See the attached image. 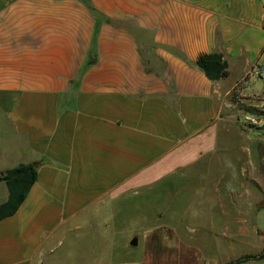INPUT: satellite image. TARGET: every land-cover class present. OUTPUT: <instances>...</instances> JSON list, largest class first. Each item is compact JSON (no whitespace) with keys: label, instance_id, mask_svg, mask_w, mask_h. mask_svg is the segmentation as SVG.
Masks as SVG:
<instances>
[{"label":"crops","instance_id":"1","mask_svg":"<svg viewBox=\"0 0 264 264\" xmlns=\"http://www.w3.org/2000/svg\"><path fill=\"white\" fill-rule=\"evenodd\" d=\"M258 66L264 0H0V173L36 165L0 264H264Z\"/></svg>","mask_w":264,"mask_h":264},{"label":"trees","instance_id":"2","mask_svg":"<svg viewBox=\"0 0 264 264\" xmlns=\"http://www.w3.org/2000/svg\"><path fill=\"white\" fill-rule=\"evenodd\" d=\"M86 3V0H84ZM196 66L201 69L210 80H218L227 76L226 64L221 55L211 54L201 57ZM35 164H20L8 170L3 180L8 187V200L0 206V220L11 216L25 199L29 188L36 179Z\"/></svg>","mask_w":264,"mask_h":264},{"label":"rangeland","instance_id":"3","mask_svg":"<svg viewBox=\"0 0 264 264\" xmlns=\"http://www.w3.org/2000/svg\"><path fill=\"white\" fill-rule=\"evenodd\" d=\"M255 69H258V71L260 73H262V75H263V76H261L260 73H259V75H253L256 79H258V81L256 83L257 84L256 88L258 90H261V89L264 88V69H263V67H260V66H258ZM263 98H264V93L260 94L258 97L257 96L252 97L253 100H258V101L262 100ZM0 112H2L1 108H0ZM0 115H1V113H0ZM241 116H242L244 124H248V127L261 128L264 125V109L263 108H258L257 110H255V111H253L252 113H249V114L242 113ZM246 118H250V119L254 120L256 122V124H255V122H251V121L246 120ZM3 119H4L3 117H0V165H1V163L8 164V163H11V162H18L19 160H22V157H20V159H19V158H12L11 156L7 155L6 150H5L6 146H7L6 143L4 144V147H1L2 146L1 143H4V139H2V138L5 136V134L2 133L3 129L1 128V126L6 125V124L2 125L1 120H3ZM249 123H251V125ZM7 171H4V172L0 173V178L3 179L4 175H5V173ZM167 184H169V183H167ZM177 190H180V188H177V183L173 182L172 192L174 194H176ZM7 192H8V188H7L6 182L5 181H1L0 182V204L4 203L6 201V199L8 198L7 197ZM170 194H171V192H170ZM181 200H182L181 198L179 200H176V199L174 200L175 201V207L181 208V206H182V201ZM132 210L133 209H131V212H132ZM131 212L128 211L126 213V215L123 216V218L124 217H126V218L123 219L122 222H121L122 218H119L116 222L119 223V224H125V225L126 224H130V225H132V219L131 218L133 216V213H131ZM90 246H92L90 241H88V240L83 241V243H82V249L83 250H87L89 252ZM77 253L80 254V255H84L85 254L84 251H77Z\"/></svg>","mask_w":264,"mask_h":264},{"label":"built area","instance_id":"4","mask_svg":"<svg viewBox=\"0 0 264 264\" xmlns=\"http://www.w3.org/2000/svg\"><path fill=\"white\" fill-rule=\"evenodd\" d=\"M259 71H258V69H254L253 71H252V75H259ZM260 75L261 76H263L262 75V73H260ZM246 120H248V121H251V122H255L254 120H252V119H250V118H246ZM250 125H251V123H249ZM255 124H256V122H255Z\"/></svg>","mask_w":264,"mask_h":264},{"label":"water","instance_id":"5","mask_svg":"<svg viewBox=\"0 0 264 264\" xmlns=\"http://www.w3.org/2000/svg\"><path fill=\"white\" fill-rule=\"evenodd\" d=\"M130 245L132 246H136L137 245V239L136 238H133L130 242Z\"/></svg>","mask_w":264,"mask_h":264}]
</instances>
